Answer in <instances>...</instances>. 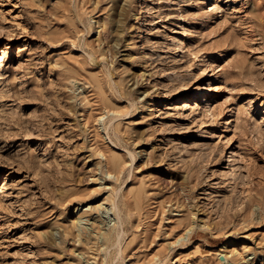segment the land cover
Here are the masks:
<instances>
[{
    "label": "rangeland",
    "instance_id": "374dc122",
    "mask_svg": "<svg viewBox=\"0 0 264 264\" xmlns=\"http://www.w3.org/2000/svg\"><path fill=\"white\" fill-rule=\"evenodd\" d=\"M224 252L264 264V0H0V264Z\"/></svg>",
    "mask_w": 264,
    "mask_h": 264
},
{
    "label": "bare ground",
    "instance_id": "6f19581e",
    "mask_svg": "<svg viewBox=\"0 0 264 264\" xmlns=\"http://www.w3.org/2000/svg\"><path fill=\"white\" fill-rule=\"evenodd\" d=\"M99 23V22H98ZM102 23V22H101ZM102 29V28H101ZM98 38H99V36H98ZM204 91H206V88L205 89H203V92ZM198 97H199V94H197V97H195V99H198ZM202 97V96H201ZM199 102H197V104H198ZM192 214H193V212H192ZM195 214V213H194ZM184 222V221H183ZM74 237H77L76 238V240L79 238V233H77V234H75L74 235ZM183 237H184V235H183ZM226 244H227V242H225V244H224V247L226 246ZM238 251V250H237ZM244 251V250H243ZM233 252V251H232ZM235 252V251H234ZM238 253H239V251H238ZM239 254H241V253H239ZM221 255H223V259H220L221 260V263L222 264H228V261H229V259L228 258H230V257H228V255L226 254V252H224V253H222ZM242 255V254H241ZM233 256V255H232Z\"/></svg>",
    "mask_w": 264,
    "mask_h": 264
},
{
    "label": "water",
    "instance_id": "95a60500",
    "mask_svg": "<svg viewBox=\"0 0 264 264\" xmlns=\"http://www.w3.org/2000/svg\"><path fill=\"white\" fill-rule=\"evenodd\" d=\"M220 258L222 259V256Z\"/></svg>",
    "mask_w": 264,
    "mask_h": 264
}]
</instances>
